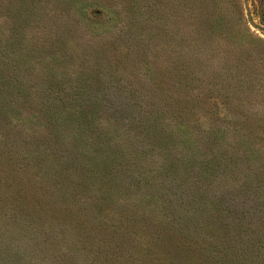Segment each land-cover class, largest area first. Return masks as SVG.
<instances>
[{
	"label": "rangeland",
	"instance_id": "1",
	"mask_svg": "<svg viewBox=\"0 0 264 264\" xmlns=\"http://www.w3.org/2000/svg\"><path fill=\"white\" fill-rule=\"evenodd\" d=\"M260 13L264 0H0V264H100L98 228L80 238L73 220L51 213L30 222L10 204L19 184L38 195L23 208L44 193L60 195L51 180L64 171L83 183L77 190L87 195L76 203L89 211L108 190V200L148 217L152 194L181 193L188 204L177 210L213 200L223 209L221 230L249 220L246 237L262 235ZM200 22L224 27L230 40L208 35L186 46ZM176 62L193 70L183 75ZM170 92L188 106L169 112L178 102ZM162 107L153 135L148 125ZM219 157L227 165L205 177ZM8 206L14 214H5Z\"/></svg>",
	"mask_w": 264,
	"mask_h": 264
},
{
	"label": "trees",
	"instance_id": "2",
	"mask_svg": "<svg viewBox=\"0 0 264 264\" xmlns=\"http://www.w3.org/2000/svg\"><path fill=\"white\" fill-rule=\"evenodd\" d=\"M259 15L264 20V14L260 13ZM200 25L196 23L193 26V32L184 36L186 46H191L194 43L198 45L199 39L208 35H218L220 41H228L231 38V33L224 27L216 31L215 26L206 27L201 22ZM197 28L199 29L198 33L196 32ZM201 34L204 35L200 36ZM180 66L185 71L183 75L193 70V67L187 68L181 63L178 66L177 62L172 65V67L177 68ZM158 85L162 86V82H159ZM168 96L178 100V102L173 100L177 105L173 109L168 108L169 112L170 110L176 112L182 110L183 106H188L187 102L182 101V97H177L172 92ZM164 110L166 109L163 107L157 110V113L153 115V121L148 125L149 130L154 129L153 135L159 133L160 123L158 119ZM212 132L216 135L217 129L213 127ZM221 164L225 167L227 160L219 157L214 166L205 165L203 168L205 177L208 178L209 173ZM175 166H177V161L173 160L170 167ZM87 171L90 175L94 169ZM67 177L64 171L60 178L51 180V183L61 188L60 195L57 196L56 194L54 197L44 193L43 196L39 197L40 200H36L32 204L30 202V207H34L33 210H31L32 208H23L24 203H28V200L38 197L35 192L31 191L32 186H29V183L19 184L16 187L18 200L16 202V197H14L15 201L10 200V204L20 211V213L14 212L15 214L24 217L26 220L29 219L30 222L45 223L49 217L47 214L51 213L55 214L56 217L61 216L65 224L69 220H73L76 228L81 230L80 238H87L89 231L98 228L96 230L100 231V243L96 244V247L98 246L100 249L97 248L98 252L94 253V256L99 257L96 254L100 251V264H113L114 262L132 264L134 261L136 264H264V260H262L264 233L259 234L254 239L246 237L248 233L254 231L251 229L253 223L249 220L231 234L226 232L227 230H221L217 213L223 209L219 204H213V200L203 205L194 201L192 205L180 211L177 210L178 207H184L188 204H186L187 199L181 193H175L171 197L169 193H161L159 196L154 193L152 194L155 200V205L152 206L153 215L146 217V214L139 213L134 206L129 209L116 204L115 201L113 203L108 200L109 191L107 190V193H104V200L91 201L88 207H91L92 211H89L86 206L76 203L82 199L81 197L87 195V192L80 193L77 190L78 184L80 187L83 183L74 184ZM257 180H264V175L258 176ZM106 181L115 182V185L119 184L118 179L112 180L110 177ZM100 183L105 185L103 181ZM195 185L196 188L193 189L200 190L198 186L201 185L196 183ZM68 187L72 189V192H76V195H73L74 198L69 196L70 193L66 195L67 190H63V188ZM201 202L204 201L201 200ZM8 208L5 207V214L7 212H12L11 215L14 214L15 209L11 211L9 206ZM40 210L42 212L39 213ZM204 213H206L205 216H202ZM88 214H93V217L87 219ZM81 244L87 246L84 241H81Z\"/></svg>",
	"mask_w": 264,
	"mask_h": 264
}]
</instances>
